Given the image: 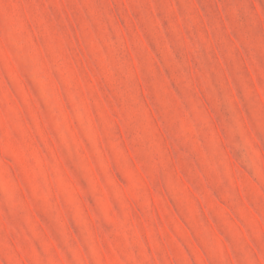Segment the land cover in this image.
<instances>
[{
	"label": "rangeland",
	"instance_id": "374dc122",
	"mask_svg": "<svg viewBox=\"0 0 264 264\" xmlns=\"http://www.w3.org/2000/svg\"><path fill=\"white\" fill-rule=\"evenodd\" d=\"M0 264H264V0H0Z\"/></svg>",
	"mask_w": 264,
	"mask_h": 264
}]
</instances>
